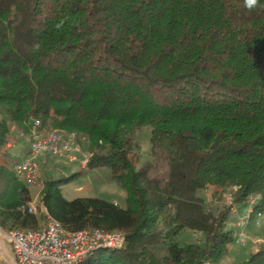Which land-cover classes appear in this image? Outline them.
<instances>
[{
	"label": "trees",
	"instance_id": "obj_1",
	"mask_svg": "<svg viewBox=\"0 0 264 264\" xmlns=\"http://www.w3.org/2000/svg\"><path fill=\"white\" fill-rule=\"evenodd\" d=\"M31 117L88 143V168L109 167L126 206L68 200L49 179L50 214L70 230L126 232L83 264H201L223 258L229 208L204 192L264 207V0H0V224L34 227L29 187L6 147ZM152 129L137 167L138 130ZM10 157V156H9ZM190 230L199 240L181 245ZM264 264V243L243 262Z\"/></svg>",
	"mask_w": 264,
	"mask_h": 264
},
{
	"label": "built area",
	"instance_id": "obj_2",
	"mask_svg": "<svg viewBox=\"0 0 264 264\" xmlns=\"http://www.w3.org/2000/svg\"><path fill=\"white\" fill-rule=\"evenodd\" d=\"M26 128L13 125L15 136L28 141L24 156L9 158L16 177L27 186L39 188L37 194L26 206V210L45 217L44 224L37 228H5L0 224V236L11 245L19 264H83L84 260L100 248L120 249L126 245V232L120 229L106 230L86 227L70 230L53 217L43 203L45 187L40 172L47 156L79 162L86 168L88 158H79V142L73 133L58 129H43L39 118L31 117ZM10 146V142L8 143ZM240 186L233 184L224 192V204L229 208L228 225L234 232V240L264 243V238L250 237L249 226L264 227V207L259 206V196L249 195L243 203L236 202ZM117 204V202H115ZM196 233V232H195ZM201 264H210L203 262Z\"/></svg>",
	"mask_w": 264,
	"mask_h": 264
},
{
	"label": "rangeland",
	"instance_id": "obj_3",
	"mask_svg": "<svg viewBox=\"0 0 264 264\" xmlns=\"http://www.w3.org/2000/svg\"><path fill=\"white\" fill-rule=\"evenodd\" d=\"M43 129H54V127L51 125H44ZM15 137L17 138V136ZM137 139L140 145L137 167H141L151 160V126H142L138 130ZM12 140L13 138L9 142L13 143ZM78 142L80 147L79 158H89L88 143L83 140H78ZM5 150L8 152L7 159L10 157L15 158L16 154L13 153V151H9L8 145ZM40 178L44 181L45 185L46 181L49 179L69 178L68 181L62 183L60 187L63 197L68 200L80 197H92L113 202L116 201L120 207L126 206V191L116 180L113 179L111 169L106 166L88 168L86 164V168H82L79 162H67L62 158L49 155L41 168ZM29 190L31 197L33 198L37 194L39 188L36 186H30ZM203 197L205 198L206 203L209 201L214 202L213 210H218L224 204V198L218 200L213 199L211 190L204 192ZM39 216L41 220L45 219L43 215ZM228 227L231 228L229 225ZM248 232L250 237L264 238V227L256 228L251 225L249 226ZM196 240H199V234L191 232L190 230L182 231L178 237V241L181 245ZM259 244L249 242L244 245L241 238L238 240L235 239L228 245V250L223 258L210 264H237L243 262L252 252L255 251V249H257Z\"/></svg>",
	"mask_w": 264,
	"mask_h": 264
},
{
	"label": "crops",
	"instance_id": "obj_4",
	"mask_svg": "<svg viewBox=\"0 0 264 264\" xmlns=\"http://www.w3.org/2000/svg\"><path fill=\"white\" fill-rule=\"evenodd\" d=\"M12 138L14 141L12 140L13 143H10V146L8 145L9 151H13V153L16 154L15 157L24 156L28 148V141L24 139L16 138L15 134H13L11 139ZM36 219H37V224L34 227H21V228H37L44 224V219L41 220L39 215H36ZM0 264H19L11 245L2 236H0Z\"/></svg>",
	"mask_w": 264,
	"mask_h": 264
},
{
	"label": "clouds",
	"instance_id": "obj_5",
	"mask_svg": "<svg viewBox=\"0 0 264 264\" xmlns=\"http://www.w3.org/2000/svg\"><path fill=\"white\" fill-rule=\"evenodd\" d=\"M244 2L245 6L250 10L258 5V0H244Z\"/></svg>",
	"mask_w": 264,
	"mask_h": 264
}]
</instances>
